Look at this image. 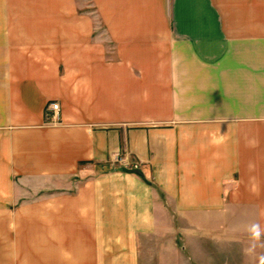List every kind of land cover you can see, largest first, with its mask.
<instances>
[{
  "label": "crops",
  "instance_id": "obj_1",
  "mask_svg": "<svg viewBox=\"0 0 264 264\" xmlns=\"http://www.w3.org/2000/svg\"><path fill=\"white\" fill-rule=\"evenodd\" d=\"M222 1L3 5L0 199L18 182L30 197L56 192L67 199L57 210L75 216L43 222L36 264H138L129 238L144 210L161 208L160 192L179 210L264 200V0ZM96 210H130L136 226L120 221L112 244L118 225Z\"/></svg>",
  "mask_w": 264,
  "mask_h": 264
},
{
  "label": "rangeland",
  "instance_id": "obj_2",
  "mask_svg": "<svg viewBox=\"0 0 264 264\" xmlns=\"http://www.w3.org/2000/svg\"><path fill=\"white\" fill-rule=\"evenodd\" d=\"M10 1L14 0H0V14H6L9 8L3 5L11 4ZM259 1L255 3L259 4ZM256 13H264V8L256 5ZM127 169L133 171L136 168ZM14 186L12 197L0 199V242L9 241L16 252L6 256L1 245L0 259H4L6 264L8 260L9 264H14V261L20 264L19 258L28 253L35 262L38 254L45 251L39 243L44 232L43 222L55 223L56 214L62 212L57 210L56 203L60 205L67 199L56 200L54 191L43 192L42 195L37 192L30 197L31 193L24 192L22 183H14ZM159 198L161 208L144 210L142 230L129 238L139 243L138 264H264V200H252V205L256 204L255 210H231L236 205L230 198L224 199L225 210H179L163 192ZM259 203L262 204L260 207ZM228 207L230 210H226ZM62 213L68 214L70 221L75 222L72 210H63ZM95 214L98 218L110 220L113 226L118 225L117 229L111 228L112 244L121 240L120 221L130 223L136 218L130 210L127 216L123 210H96ZM135 222H132L134 227ZM19 249L21 255L18 257Z\"/></svg>",
  "mask_w": 264,
  "mask_h": 264
},
{
  "label": "built area",
  "instance_id": "obj_3",
  "mask_svg": "<svg viewBox=\"0 0 264 264\" xmlns=\"http://www.w3.org/2000/svg\"><path fill=\"white\" fill-rule=\"evenodd\" d=\"M45 117L48 122L60 121V104L57 101H52L48 104L45 110Z\"/></svg>",
  "mask_w": 264,
  "mask_h": 264
}]
</instances>
